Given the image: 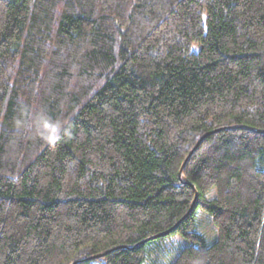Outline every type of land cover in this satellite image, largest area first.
Returning a JSON list of instances; mask_svg holds the SVG:
<instances>
[{
    "label": "trees",
    "instance_id": "16d2710c",
    "mask_svg": "<svg viewBox=\"0 0 264 264\" xmlns=\"http://www.w3.org/2000/svg\"><path fill=\"white\" fill-rule=\"evenodd\" d=\"M41 110L56 143L17 126ZM231 126L264 130V0H0V264H144L176 233L173 264H264V133L180 177Z\"/></svg>",
    "mask_w": 264,
    "mask_h": 264
},
{
    "label": "rangeland",
    "instance_id": "374dc122",
    "mask_svg": "<svg viewBox=\"0 0 264 264\" xmlns=\"http://www.w3.org/2000/svg\"><path fill=\"white\" fill-rule=\"evenodd\" d=\"M215 190L208 194V197L214 198ZM197 231L206 237H209L210 243L218 239V230L215 227L211 215L202 210L197 209ZM187 245V241L179 234H173L161 241L153 243L154 251L151 257H147L144 264H173L182 249Z\"/></svg>",
    "mask_w": 264,
    "mask_h": 264
},
{
    "label": "clouds",
    "instance_id": "9594fccd",
    "mask_svg": "<svg viewBox=\"0 0 264 264\" xmlns=\"http://www.w3.org/2000/svg\"><path fill=\"white\" fill-rule=\"evenodd\" d=\"M17 126L29 131L35 127L37 135L48 143L58 142L67 132V121L51 117L46 110L39 111L31 120L20 118Z\"/></svg>",
    "mask_w": 264,
    "mask_h": 264
},
{
    "label": "water",
    "instance_id": "95a60500",
    "mask_svg": "<svg viewBox=\"0 0 264 264\" xmlns=\"http://www.w3.org/2000/svg\"><path fill=\"white\" fill-rule=\"evenodd\" d=\"M226 129H247V130H251V131H254V132H258V133H264V130H261V129H255V128H251V127H248V126H231V127H228V128L217 129V130H214V131H211V132H208V133L204 134V135L199 139V141L197 142V144H196V145L194 146V148L190 151L188 157H187V158L185 159V161L183 162V164H182V166H181V169H180V177H181V178H182L183 175H184V169H185V167H186L188 161L190 160V158H191V156L194 154V152L197 150V148L200 146V144L203 142V140H204L207 136H209V135H211V134H213V133H215V132H219V131L226 130ZM189 184L193 187V189H194L195 192H196L195 199H194V202H193V204H192L190 210H189V211L183 216V218H181V219H180V220H179V221H178V222H177L172 228H170V229H168V230H166V231H164V232H162V233H160V234L154 235V236H152V237H150V238L144 240L143 242L139 243L138 245L143 244V243H145V242H147V241H150V240H153V239H156V238L162 237V236H166L167 234L171 233L172 231L175 230V228L179 225V223H180L183 219H185V218H186V217L192 212V210H193V208H194V206H195V203H196V201H197V198H198V192L196 191V188H195V186H194L192 183H189ZM138 245H137V246H138ZM118 248H119V247H118ZM118 248H114V249L108 250V251H106V252H104V253H101V254L95 256V258L103 257V256H105V255L111 253L112 251H114V250H116V249H118ZM79 262H81V261H80V260H76V261H74L72 264H78Z\"/></svg>",
    "mask_w": 264,
    "mask_h": 264
}]
</instances>
